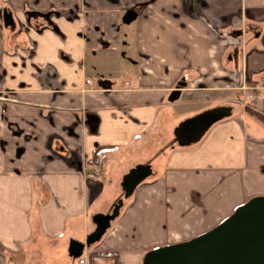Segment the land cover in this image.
I'll return each mask as SVG.
<instances>
[{
    "label": "crops",
    "instance_id": "crops-1",
    "mask_svg": "<svg viewBox=\"0 0 264 264\" xmlns=\"http://www.w3.org/2000/svg\"><path fill=\"white\" fill-rule=\"evenodd\" d=\"M216 106L231 114L173 142L182 120ZM256 112L264 0H0V264H143L210 230L264 196ZM139 165L150 173L125 197Z\"/></svg>",
    "mask_w": 264,
    "mask_h": 264
},
{
    "label": "water",
    "instance_id": "water-1",
    "mask_svg": "<svg viewBox=\"0 0 264 264\" xmlns=\"http://www.w3.org/2000/svg\"><path fill=\"white\" fill-rule=\"evenodd\" d=\"M5 26H14L12 14L3 10ZM187 82L181 80L170 93L169 100L179 98ZM231 114V106H216L182 120L174 129L173 142L187 146L199 141L209 127ZM147 166L139 165L123 178L124 196L132 194L134 188L148 174ZM122 205L116 203L109 214L94 217L95 230L85 243L72 239L68 252L79 257L84 245L99 239L109 227ZM143 264H264V196H255L238 206L234 212L210 230L191 239L147 251Z\"/></svg>",
    "mask_w": 264,
    "mask_h": 264
},
{
    "label": "rangeland",
    "instance_id": "rangeland-1",
    "mask_svg": "<svg viewBox=\"0 0 264 264\" xmlns=\"http://www.w3.org/2000/svg\"><path fill=\"white\" fill-rule=\"evenodd\" d=\"M164 139L167 140V139H168V136H165L163 139H158V140H157L158 144L162 143ZM218 224H219V223H218ZM215 226H216V225H215ZM212 228H213V227H212Z\"/></svg>",
    "mask_w": 264,
    "mask_h": 264
},
{
    "label": "trees",
    "instance_id": "trees-1",
    "mask_svg": "<svg viewBox=\"0 0 264 264\" xmlns=\"http://www.w3.org/2000/svg\"><path fill=\"white\" fill-rule=\"evenodd\" d=\"M258 117H260L261 119H263L264 120V117L262 116V115H260L259 113H255ZM101 148L102 147H99L98 149H97V152L99 151V150H101Z\"/></svg>",
    "mask_w": 264,
    "mask_h": 264
},
{
    "label": "built area",
    "instance_id": "built-area-1",
    "mask_svg": "<svg viewBox=\"0 0 264 264\" xmlns=\"http://www.w3.org/2000/svg\"><path fill=\"white\" fill-rule=\"evenodd\" d=\"M104 157H105V154H104V153H102V155H101L100 159H103Z\"/></svg>",
    "mask_w": 264,
    "mask_h": 264
}]
</instances>
